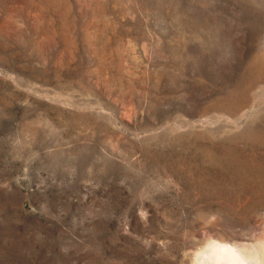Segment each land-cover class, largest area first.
<instances>
[{"label":"rangeland","instance_id":"1","mask_svg":"<svg viewBox=\"0 0 264 264\" xmlns=\"http://www.w3.org/2000/svg\"><path fill=\"white\" fill-rule=\"evenodd\" d=\"M210 232L264 236V0H0V264Z\"/></svg>","mask_w":264,"mask_h":264},{"label":"bare ground","instance_id":"2","mask_svg":"<svg viewBox=\"0 0 264 264\" xmlns=\"http://www.w3.org/2000/svg\"><path fill=\"white\" fill-rule=\"evenodd\" d=\"M216 234L199 237L198 247L186 255L187 264H264V236L258 238L256 246L248 248Z\"/></svg>","mask_w":264,"mask_h":264}]
</instances>
